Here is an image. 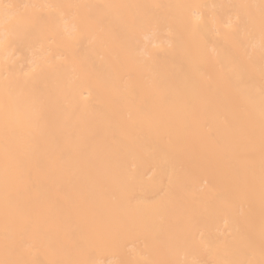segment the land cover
I'll return each instance as SVG.
<instances>
[{"label": "bare ground", "instance_id": "obj_1", "mask_svg": "<svg viewBox=\"0 0 264 264\" xmlns=\"http://www.w3.org/2000/svg\"><path fill=\"white\" fill-rule=\"evenodd\" d=\"M0 264H264V0H0Z\"/></svg>", "mask_w": 264, "mask_h": 264}]
</instances>
